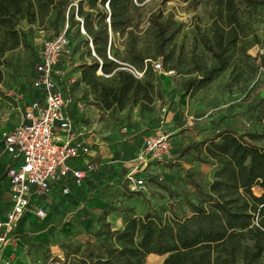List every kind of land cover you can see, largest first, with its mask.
I'll list each match as a JSON object with an SVG mask.
<instances>
[{"label":"rangeland","instance_id":"1","mask_svg":"<svg viewBox=\"0 0 264 264\" xmlns=\"http://www.w3.org/2000/svg\"><path fill=\"white\" fill-rule=\"evenodd\" d=\"M76 3L77 0L70 1L71 10ZM142 5L140 24L135 32V48L144 58L157 56L153 31L147 22L151 13L159 12L163 17L171 18L181 25V29L164 48L162 72H152L148 67L145 70L144 77L149 75L157 83L161 98L153 97L152 102L140 112L137 105H126L118 111L100 108L84 86L68 85V79L78 77V66L90 60L75 34L76 26L69 28L64 22L62 25L57 23L54 28L51 12L32 24L20 19L17 29L23 34L22 41L2 57L0 133L17 123L22 111L21 103L9 93L21 90L25 96L30 95L29 81L40 41L67 29L69 47L60 54L59 67L64 73L57 80V86L69 99L66 112L75 119L74 127L77 130H82L83 126L90 128L87 135H92L93 141L107 131L134 135L139 142L130 151V159L140 149L145 135L164 133L170 143L166 153L148 159L131 175V179L125 177L126 169L103 163L100 172L90 173L85 178L75 191L76 196L65 199L58 193L39 195L46 218H34L28 223L24 220L26 213H23L8 235L9 239L17 242L15 252L21 255L25 264H43L45 255L57 252L59 242L82 243L96 229L97 218L101 216L112 228H119L125 214L141 215L147 208L157 209L172 204L178 214L189 213L191 206L188 201H194L195 195L193 183L204 188L210 180L213 166L199 162L195 151L181 153L180 149L208 132V119L218 121V126L232 125L238 131L256 127L244 109V99L264 77V65L258 69L264 62L260 58L264 55V5L248 17L243 13L241 24L245 37L232 51L227 68L210 82L192 86L185 92L183 82L198 75L195 66L209 67L213 63L200 41L211 34V7L206 0H143ZM74 20L79 18L74 16ZM121 41L115 42V47L120 56H124L126 49ZM170 69L173 75L163 74ZM160 108H164V112ZM165 113L169 119L160 121ZM96 143L90 146L98 152ZM109 146L106 145L104 152L110 150ZM117 151L119 155L124 152L122 149ZM136 179L142 183L135 184ZM175 201H179L178 204L175 205ZM164 214L168 215L167 212ZM223 252L230 264H264V221L254 223L239 239H227ZM162 258L148 254L144 263L159 264Z\"/></svg>","mask_w":264,"mask_h":264},{"label":"trees","instance_id":"2","mask_svg":"<svg viewBox=\"0 0 264 264\" xmlns=\"http://www.w3.org/2000/svg\"><path fill=\"white\" fill-rule=\"evenodd\" d=\"M70 1L0 0V67L4 53L22 41L23 34L17 29L19 20L32 24L51 12L54 28L64 22L69 28L76 26L75 34L90 60L78 66V77L69 86H84L96 106L114 111L137 105L140 112L153 97L161 98L157 83L149 75L144 77V73L147 67L151 70L149 61L153 60H158L163 70L164 48L179 33L181 25L159 12L151 13L147 22L153 31L157 56L144 58L135 48L143 0H77L72 10ZM206 3L211 7V34L200 41L213 63L209 67L195 66L198 75L183 82L184 92L210 82L227 68L232 51L245 37L241 24L243 13L246 17L252 15L264 5V0H206ZM74 16L79 20L75 21ZM67 32L65 29L44 39H53L62 33L67 42L62 52L69 47ZM118 40H122L126 49L124 56L115 47ZM39 53L29 81V96L34 97L31 100H41L42 96L30 84L35 77ZM60 54L54 66L61 72L53 75L56 84L64 73L59 67ZM260 58L264 60V55ZM119 63L138 70L143 67V77L134 79L119 69ZM263 65L264 62L258 69ZM1 77L0 70V81ZM244 105L246 113L255 121V128L238 131L232 125L218 126V121L208 119V132L180 149L181 153L195 151L199 162L213 166L204 188L193 183L195 195L194 201H188L189 213L178 214L172 204L147 208L141 215L125 214L119 228H112L103 216L98 217L96 229L82 243L59 242L57 252L45 255L43 264H145L148 254L163 256L159 264H230L223 252L224 242L241 238L254 223L264 221V77L244 99ZM96 170L97 167L87 172L85 178ZM62 183L70 184V179L55 183L44 195L59 194ZM80 186H72L67 197L59 195L65 199L76 196ZM35 206L43 208L40 203Z\"/></svg>","mask_w":264,"mask_h":264},{"label":"built area","instance_id":"3","mask_svg":"<svg viewBox=\"0 0 264 264\" xmlns=\"http://www.w3.org/2000/svg\"><path fill=\"white\" fill-rule=\"evenodd\" d=\"M66 44L62 33L53 39L40 41L39 62L30 84L40 91L41 100H30L19 114L18 123L0 133L3 150L10 159L5 169L10 204L4 217L0 219V246L5 243L13 226L28 208L31 195L47 194L55 183L69 178L70 184L62 183L59 188L61 195L67 197L71 193V187L81 185L86 173L96 168L88 159L82 161L79 167L69 163L70 160L92 156L93 150L82 136L90 128L83 126L82 130H77L73 126L72 120L64 111L69 100L53 79V75H61L54 66ZM107 57L111 59L110 56ZM119 65L120 70L129 73L134 79L143 77L144 71L124 63ZM149 65L152 72H162L158 60L149 61ZM173 73L172 70L163 72L167 76ZM68 81L74 83V78ZM9 95L16 100L22 99L19 91ZM160 110L164 112V108ZM168 149L167 134L144 137L143 145L131 159L133 166L125 177L131 179V175L142 168L148 159L159 157ZM141 183L140 179L135 180V184ZM33 213L39 219L46 215L41 206H34Z\"/></svg>","mask_w":264,"mask_h":264},{"label":"crops","instance_id":"4","mask_svg":"<svg viewBox=\"0 0 264 264\" xmlns=\"http://www.w3.org/2000/svg\"><path fill=\"white\" fill-rule=\"evenodd\" d=\"M67 83L69 84V82H67ZM17 91L21 92L20 90H17ZM32 98H34V97L25 96L22 94V99H20V100L14 99V100L21 103L22 110H23ZM64 111H65L66 115L69 117L68 113L66 112V106L64 107ZM69 118L72 120V123L75 122V119L72 116ZM168 119H169V117L167 116V113H165L164 115H161L160 121H167ZM17 123H18V121H17ZM16 124H14V125H16ZM13 126L8 127L4 130L10 129ZM123 130H125V129H123ZM129 130L130 129H127V131H129ZM87 132H90V130L84 131L82 133L84 140L89 144V146L91 143L97 142L96 148L98 149V152H96L95 149L91 148L93 150L92 156H90L88 158L85 157V158H80L77 160H70L69 163L72 166L79 167L80 164L82 163V161H84L86 159L90 160L91 162H93L96 165L97 170L95 171V173L100 172V166L103 163H105V164L111 163V164H114L115 166H120L121 168L126 169V172L133 166V163L131 162V159H130V151L131 150L133 151V149L136 148V146L139 142V140H136L134 135H132V134H119V135H117V134H114L110 131H107L105 133H101L99 135V137H95L94 141H93V138L91 137L92 135H87ZM155 134H158V133H155ZM146 136L147 135L142 137V142H143L144 137H146ZM106 139H108L107 143L105 142ZM142 142H141V145H142ZM107 144L110 145L109 146L110 150L104 152V149L107 148L106 147ZM118 149H122V151H124V152L119 155L118 151H117ZM2 153H4V154H2ZM9 163H10L9 155L6 152H4L3 147H2V151H0V219H2L4 217V214H5L7 208L10 204L9 194H8V190H7V178L5 175V169ZM82 184H83V182L81 183V185ZM52 194H56V193H52ZM59 194H61L60 191H59ZM39 195H44V194L31 195L30 204L24 212V213H26V217L24 218V220L26 219V221L28 223H31L32 220L34 218H36L34 213H33V209H34L35 205H38L39 203H41L40 202L41 199L38 198ZM16 244H17V242L15 241V239L12 240V239L7 238L5 243L0 246V264H25L24 263L25 261L21 258V255L19 253L15 252Z\"/></svg>","mask_w":264,"mask_h":264}]
</instances>
